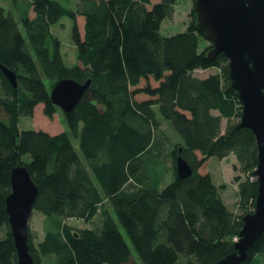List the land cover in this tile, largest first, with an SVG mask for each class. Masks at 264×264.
Instances as JSON below:
<instances>
[{"label":"trees","instance_id":"1","mask_svg":"<svg viewBox=\"0 0 264 264\" xmlns=\"http://www.w3.org/2000/svg\"><path fill=\"white\" fill-rule=\"evenodd\" d=\"M11 2L9 10L0 5V264L18 261L6 199L20 164L39 189L34 209L46 217L37 246L29 227L35 264L49 255L57 264H215L234 252L243 217L256 207L258 146L252 129L230 119L241 100L229 59L208 56L213 46L198 30L194 6L185 31L163 35L161 24L173 16L177 0H78L76 8L70 0ZM65 16L73 20L80 61L73 66L52 31ZM202 39L209 42L204 47ZM1 65L15 72L18 87ZM63 78L92 80L68 113L50 96ZM39 104L49 118L60 108L68 129H20L21 117L33 116ZM224 116L230 121L223 129ZM162 118L182 138L174 147ZM231 154L246 174L235 176L239 212L226 203L213 175L200 170L211 157ZM179 155L193 169L184 179L177 174ZM168 158L172 180L159 169ZM96 216L91 227L66 222ZM241 264H264V232Z\"/></svg>","mask_w":264,"mask_h":264},{"label":"water","instance_id":"2","mask_svg":"<svg viewBox=\"0 0 264 264\" xmlns=\"http://www.w3.org/2000/svg\"><path fill=\"white\" fill-rule=\"evenodd\" d=\"M199 32L212 43L208 56L224 53L229 59L232 87L239 93L242 117L238 127L253 130L258 146L259 163L254 170L258 195L253 212L243 217V226L235 251L215 264H241L249 248L264 232V0H194ZM6 77L18 87L15 72L1 65ZM74 78H63L51 89L53 103L64 112H71L91 85ZM182 151V149H180ZM177 174L184 179L193 169L182 156L177 157ZM11 193L6 210L12 229L17 264H35L29 249V220L39 189L28 166L20 164L11 173Z\"/></svg>","mask_w":264,"mask_h":264},{"label":"rangeland","instance_id":"3","mask_svg":"<svg viewBox=\"0 0 264 264\" xmlns=\"http://www.w3.org/2000/svg\"><path fill=\"white\" fill-rule=\"evenodd\" d=\"M78 0H70V4L72 8H76ZM160 0H154L157 2ZM0 5L6 7L7 10L12 9L13 5L11 0H0ZM194 6V0H177L175 4V12L172 17L164 19L161 24V33L163 35H173L179 32H183L187 29L189 22L193 19V15H191ZM79 26L81 31H83L84 26V17L78 16L77 17ZM72 28H73V20L68 17H62L60 21L55 23L52 26L53 33L58 36L61 42V52L63 54V58L65 63L68 66H73L79 63L78 59V50L76 44L72 38ZM207 41L204 39L201 40V47L207 45ZM217 69H198L196 70V74L199 76L208 75ZM142 84H145L142 81ZM152 84L156 85L157 82L152 80ZM139 99L148 98L146 94H139ZM232 116L231 121H240L242 117V104L238 101H235L233 104ZM216 114H220L221 111L216 109L214 111ZM234 118V119H233ZM230 119L226 116L222 119V127L223 129L227 126ZM20 129H37V130H45L50 134H60L68 129L66 119L62 110L59 108L58 112L54 115L53 118L47 117L43 112V104H39L34 112L33 116L28 117H21L19 123ZM162 127L167 134L169 142L174 146L182 141L181 136L177 133L174 129L172 123L166 119L162 118ZM171 165L169 158L166 160V163L159 166V169L162 171L163 175L166 177L167 180H172L173 173L171 175ZM238 161L234 154L230 156L220 159L218 157H211L201 168V172L206 173L210 172L213 177L214 181L217 185L221 187L220 191L225 199L226 203L229 205L231 209L236 212L240 211L238 205V182L235 180V176L240 175L242 179L246 178V174L241 173L238 169ZM46 217L40 211L34 209L30 220H29V227L31 228L32 232V241L35 246L39 244L40 241L43 240L45 237L46 232ZM100 220V216H96L91 221H85L83 219L78 218H69L66 220L68 224L72 227L76 228H84V227H91L94 223ZM119 227L124 234L125 238L129 242L130 246L132 247V252L134 257L138 259V253L135 250L124 226L121 222L118 221ZM41 264H57L56 257L54 255H49L47 257L42 258Z\"/></svg>","mask_w":264,"mask_h":264}]
</instances>
